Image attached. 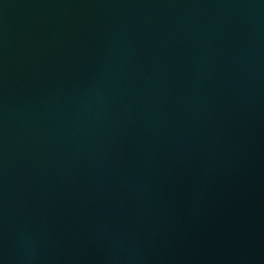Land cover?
<instances>
[{"label": "water", "instance_id": "95a60500", "mask_svg": "<svg viewBox=\"0 0 264 264\" xmlns=\"http://www.w3.org/2000/svg\"><path fill=\"white\" fill-rule=\"evenodd\" d=\"M0 264H264V0H0Z\"/></svg>", "mask_w": 264, "mask_h": 264}]
</instances>
